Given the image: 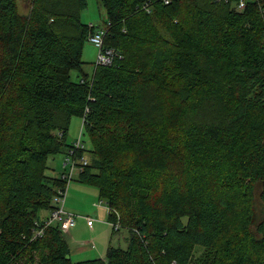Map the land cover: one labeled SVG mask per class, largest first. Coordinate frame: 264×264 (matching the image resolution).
<instances>
[{
	"label": "trees",
	"instance_id": "obj_1",
	"mask_svg": "<svg viewBox=\"0 0 264 264\" xmlns=\"http://www.w3.org/2000/svg\"><path fill=\"white\" fill-rule=\"evenodd\" d=\"M240 1L99 0L95 27L87 0H0V264H264V0ZM98 29L113 53L88 77ZM71 148L125 243L103 257L72 261L56 223L34 236Z\"/></svg>",
	"mask_w": 264,
	"mask_h": 264
},
{
	"label": "rangeland",
	"instance_id": "obj_2",
	"mask_svg": "<svg viewBox=\"0 0 264 264\" xmlns=\"http://www.w3.org/2000/svg\"><path fill=\"white\" fill-rule=\"evenodd\" d=\"M29 0H17L18 11L22 14H27L29 10ZM106 17L105 8L100 4L99 0H87V6L84 10L81 11L80 18L84 23L89 25H94L95 27H102ZM98 56V49L89 42L87 38L84 42L81 59L83 63V72L90 77L94 65L96 63ZM78 74L80 72L72 69L71 78L73 80L78 79ZM82 127V118L79 115H73L70 118L68 131L66 135V142L69 143L78 138L80 129ZM84 142L86 148H91V143L88 140V137L83 134L81 138ZM87 157V154H85ZM47 169L46 174L51 176H57L58 174L66 171L68 172L69 167L64 168V154L63 152H58L55 155L49 156L47 159ZM78 170H74L70 179L66 184L65 197H64V208L67 211L74 212L78 218H83V216L88 215L91 217L92 227H87L83 222L82 226L78 228V238L75 240L67 239L69 247L73 248L81 243H88L92 245V240H94L98 245V238L103 234L104 243H108V236L112 233V226L108 221V209L106 206L105 200L100 196L99 189L97 186L91 183L81 182L77 179ZM260 187H256V194L254 200V210L255 215L259 219L262 215V204L258 196L260 193ZM50 211V210H49ZM49 211L47 209H42L39 211V214L48 215ZM98 226H103L98 228ZM93 229V234L91 235ZM95 244V243H94ZM93 244V245H94ZM112 244L122 247L125 246V243L122 239L118 240L117 236L114 235L112 239ZM106 246L99 247L96 245V248L92 253H87L84 256H76L74 254L70 255L72 261H78L86 258L93 257H102L105 255ZM204 249L198 247L195 252V257L203 253Z\"/></svg>",
	"mask_w": 264,
	"mask_h": 264
},
{
	"label": "built area",
	"instance_id": "obj_3",
	"mask_svg": "<svg viewBox=\"0 0 264 264\" xmlns=\"http://www.w3.org/2000/svg\"><path fill=\"white\" fill-rule=\"evenodd\" d=\"M164 2L167 3L169 2V0H164ZM237 5L238 8H242L244 6V2L241 0ZM104 34H105L104 29H98L94 31L92 34H90L88 37L89 42L98 49V56L96 60L97 63H108L111 60V56L113 53L112 50L103 49ZM79 136L73 142L74 148H78L79 146H82V144L80 143ZM74 148L69 149L64 157V165L69 167L68 172L62 175V178H65L66 182H68L74 170H79V166L77 165V159L74 156ZM81 160L84 164L86 163V159L81 158ZM65 189L60 188L57 190V194L53 199L55 203V207H53L49 211L48 215L39 224H37L36 228L34 229V236H40L43 232V229L46 226L53 223L58 224L59 227L64 231L68 230L69 228L75 225V219H76L75 214L71 212H67L63 207ZM91 221H92L91 218H87L88 224H91Z\"/></svg>",
	"mask_w": 264,
	"mask_h": 264
},
{
	"label": "crops",
	"instance_id": "obj_4",
	"mask_svg": "<svg viewBox=\"0 0 264 264\" xmlns=\"http://www.w3.org/2000/svg\"><path fill=\"white\" fill-rule=\"evenodd\" d=\"M64 164V163H63ZM65 168V167H64ZM63 173V172H62ZM62 173L58 174L59 176L62 175ZM57 175V176H58ZM64 207V205H63ZM65 209V208H64ZM67 211V210H66ZM67 212H70V211H67ZM73 214H75L74 212H71ZM47 215V214H46ZM45 215V216H46ZM76 215V214H75ZM87 218H91L90 216L88 215H85L83 216V218H78L76 216V222H75V225L71 228H69L68 230L65 231V234H66V238L70 239V240H75V242H77V238H78V228L80 226H82V223L84 222L86 224L87 227H92V222L91 224H88L87 222ZM100 227H103V226H98V228ZM93 228V227H92ZM93 234V229H92V232H91V235ZM103 239V234L100 235V237L98 238V242H99V245L94 241L92 240V245L88 244V243H81V244H78L77 246H74L73 248H70V254H74L76 256H84L86 255L87 253H92L94 251V249L96 248V245L99 247V249H101V247H105L106 246V243H104V240H101ZM109 242L112 243V240H111V234L110 236H108V243H107V246L109 244ZM95 243V244H94ZM94 244V245H93ZM106 246V248H107ZM100 257V256H99ZM103 257V256H102Z\"/></svg>",
	"mask_w": 264,
	"mask_h": 264
}]
</instances>
